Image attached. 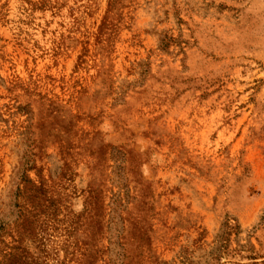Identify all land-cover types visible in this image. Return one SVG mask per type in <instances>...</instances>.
<instances>
[{"label":"rangeland","instance_id":"374dc122","mask_svg":"<svg viewBox=\"0 0 264 264\" xmlns=\"http://www.w3.org/2000/svg\"><path fill=\"white\" fill-rule=\"evenodd\" d=\"M0 264H264V0H0Z\"/></svg>","mask_w":264,"mask_h":264}]
</instances>
